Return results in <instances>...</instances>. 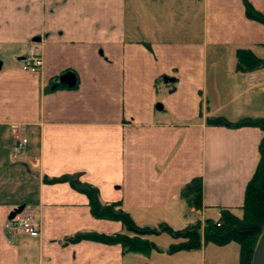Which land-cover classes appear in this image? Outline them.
I'll return each instance as SVG.
<instances>
[{"label":"crops","instance_id":"1","mask_svg":"<svg viewBox=\"0 0 264 264\" xmlns=\"http://www.w3.org/2000/svg\"><path fill=\"white\" fill-rule=\"evenodd\" d=\"M246 1L264 16V0ZM32 42L37 71L22 68L24 57L0 60V264H239L230 243L168 253L171 238L145 237L157 250L140 253L71 241L125 231L94 218L68 183L44 178L76 175L141 226L134 214L175 231L194 224L185 212L202 223L219 208L240 215L261 131L205 118H264V69L237 70L238 51L264 60V26L244 0H0V54ZM67 72L73 86L58 81ZM15 133L26 138L16 160ZM195 177L198 211L180 195ZM23 205L39 235L9 243L3 223Z\"/></svg>","mask_w":264,"mask_h":264},{"label":"trees","instance_id":"2","mask_svg":"<svg viewBox=\"0 0 264 264\" xmlns=\"http://www.w3.org/2000/svg\"><path fill=\"white\" fill-rule=\"evenodd\" d=\"M244 8L247 18L264 26V16L255 11L246 0ZM236 59L239 71L264 69V60L257 58L250 51H238ZM205 124L227 129L252 127L261 131L259 159L255 172L246 185L244 202L239 208L240 215L227 208H219V217L216 220L206 219L203 223L197 222L178 231L163 223L157 226H140L121 209L119 203H102L97 189L82 184L76 175L44 178L48 183H68L71 188L87 196L90 213L94 218L118 221L125 231L124 234L112 236L79 234L71 238V241L95 240L105 244H119L127 251L146 253L157 248L152 242L145 240V237L167 234L174 241L168 247V253L197 250L203 244L209 243L219 247L236 243L240 248L239 264H251L254 247L264 227V118H241L230 121L223 116H211L205 118ZM202 187L201 178L195 177L180 191L187 206L195 211L202 208Z\"/></svg>","mask_w":264,"mask_h":264},{"label":"built area","instance_id":"3","mask_svg":"<svg viewBox=\"0 0 264 264\" xmlns=\"http://www.w3.org/2000/svg\"><path fill=\"white\" fill-rule=\"evenodd\" d=\"M41 66V58L37 54V46L30 47L28 59L23 64V69L35 71ZM26 139L19 137L12 143V157L17 158L22 152ZM5 238L9 243H13L18 237L35 238L40 231V224L35 220L32 213L25 206L19 213L15 214L12 218L6 219L2 226Z\"/></svg>","mask_w":264,"mask_h":264},{"label":"rangeland","instance_id":"4","mask_svg":"<svg viewBox=\"0 0 264 264\" xmlns=\"http://www.w3.org/2000/svg\"><path fill=\"white\" fill-rule=\"evenodd\" d=\"M30 45L32 46L33 45V42ZM30 45L28 47V51L23 50V47H21V49H17L16 47H14V48L10 49L8 52L1 53L0 54V60L3 61V62L11 61L10 56H14V55L25 58V57L29 56L30 47H31ZM209 86H210V84H209ZM253 111H255V109L250 108V113H253ZM15 135H16V137H15L16 140H17V138L22 137V136L18 135L17 133H15ZM134 215H135L136 218L138 217L137 218L138 220H141L140 222H142V224L144 223L143 225H146V226H152L153 225L154 226V224L151 222V220L149 222H145L144 219L142 218V215L141 214H134ZM143 215H145L144 216L145 218H148V216H146V214H143ZM184 215H186L187 222L190 221V222H193L195 224V220H196V223H197V220H199L198 222H200V223H202V221H203L201 219L200 215L195 216V218L192 217V214H190V212H187V213L185 212ZM147 237L149 239H154L155 242H157V244H160L161 243V245H165L168 242V240H170V237L167 234H163L162 237H160V239H157L155 236H152V235L147 236ZM230 244H232L231 246H234V248H235V249H232V253H233L232 258L235 259L236 261L238 259V263H239V255H240L239 245L236 244V243H230ZM238 248H239V252H238ZM228 263L229 264H234L232 261H230Z\"/></svg>","mask_w":264,"mask_h":264},{"label":"water","instance_id":"5","mask_svg":"<svg viewBox=\"0 0 264 264\" xmlns=\"http://www.w3.org/2000/svg\"><path fill=\"white\" fill-rule=\"evenodd\" d=\"M58 81L60 84L66 85L68 87L73 86L74 76L73 74L67 72L62 76H60ZM156 108L161 109V106L158 104L156 105ZM22 208L23 206H19L18 208H15L9 213L7 218L8 219L12 218L15 214L19 213L22 210ZM251 264H264V227L254 247L251 258Z\"/></svg>","mask_w":264,"mask_h":264}]
</instances>
